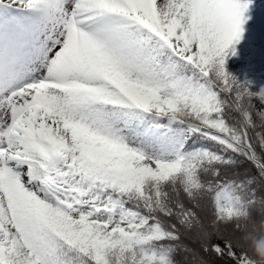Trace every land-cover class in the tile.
Wrapping results in <instances>:
<instances>
[{"label": "snow or ice", "instance_id": "snow-or-ice-1", "mask_svg": "<svg viewBox=\"0 0 264 264\" xmlns=\"http://www.w3.org/2000/svg\"><path fill=\"white\" fill-rule=\"evenodd\" d=\"M262 81L264 0H0V264H257Z\"/></svg>", "mask_w": 264, "mask_h": 264}, {"label": "rangeland", "instance_id": "rangeland-1", "mask_svg": "<svg viewBox=\"0 0 264 264\" xmlns=\"http://www.w3.org/2000/svg\"><path fill=\"white\" fill-rule=\"evenodd\" d=\"M257 234H260V226L259 223L256 225ZM248 246L249 252L254 255L255 258H260V256L264 255V235H261L259 238L253 240V248L251 247L250 242H246Z\"/></svg>", "mask_w": 264, "mask_h": 264}, {"label": "trees", "instance_id": "trees-1", "mask_svg": "<svg viewBox=\"0 0 264 264\" xmlns=\"http://www.w3.org/2000/svg\"><path fill=\"white\" fill-rule=\"evenodd\" d=\"M264 82V81H262ZM251 254V253H250ZM252 255V254H251ZM252 257L256 260L257 264H264V259H258V258H255L254 255H252Z\"/></svg>", "mask_w": 264, "mask_h": 264}, {"label": "clouds", "instance_id": "clouds-1", "mask_svg": "<svg viewBox=\"0 0 264 264\" xmlns=\"http://www.w3.org/2000/svg\"><path fill=\"white\" fill-rule=\"evenodd\" d=\"M260 259H264V255L260 256Z\"/></svg>", "mask_w": 264, "mask_h": 264}]
</instances>
